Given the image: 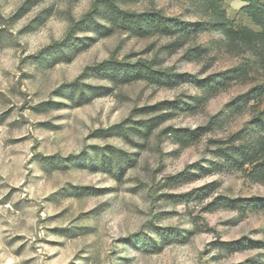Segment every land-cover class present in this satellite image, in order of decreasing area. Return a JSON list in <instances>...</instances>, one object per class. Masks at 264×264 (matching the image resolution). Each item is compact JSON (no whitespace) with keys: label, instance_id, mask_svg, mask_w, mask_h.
I'll use <instances>...</instances> for the list:
<instances>
[{"label":"rangeland","instance_id":"obj_1","mask_svg":"<svg viewBox=\"0 0 264 264\" xmlns=\"http://www.w3.org/2000/svg\"><path fill=\"white\" fill-rule=\"evenodd\" d=\"M121 1L208 19L193 0ZM247 1L220 5L233 26L258 30ZM93 2L0 0V264H264V175L233 159L241 146L264 155V70L213 30L182 42L77 24L78 52L41 53ZM106 59L170 80L87 69ZM245 60L244 80L212 85Z\"/></svg>","mask_w":264,"mask_h":264},{"label":"trees","instance_id":"obj_2","mask_svg":"<svg viewBox=\"0 0 264 264\" xmlns=\"http://www.w3.org/2000/svg\"><path fill=\"white\" fill-rule=\"evenodd\" d=\"M119 1L94 0L90 9L79 20L71 23L65 38L51 46L45 47L41 53L52 46L58 49H69L71 54L78 52L79 43L71 41L75 37L74 28L77 24H89L94 32L101 35L118 30L138 37L153 35L173 36L176 37L177 41L182 42L189 38L191 34L202 30H213L222 34L225 46L229 52L238 54L249 51L258 65L264 70V5L259 0H248L244 8L247 15L258 26V30L247 26H233L226 16L225 10L222 9L220 0H193L197 2L199 12L208 17L206 21L195 23L166 16L158 9H147L144 11L128 10L122 8ZM121 2H124V0ZM96 18L103 20V23H98ZM196 50L200 51L201 48L196 47ZM88 68L98 71L104 78L112 80L121 79L122 82L145 78L159 83L170 80V75L167 73L154 71L149 66L139 62L128 64L114 59H106ZM248 70V62L245 60L238 66L213 74L211 76L212 85H217V88H223L231 81H242L248 76ZM76 83L77 79L69 83L68 86L74 87L75 90H80ZM262 91H264V86H261L260 91L256 94H261ZM82 94L83 91L80 92L79 98H81ZM94 94L95 96H99V93ZM256 122L264 131V112L257 118ZM179 131L182 133H176V136L180 140H187L192 134V132L186 129L176 130V132ZM258 144L263 146L264 139ZM257 153V150L251 149L248 146H241L238 148L237 155L233 159L241 161V164H251L254 171L263 176L264 155H258ZM226 206L237 208L235 205Z\"/></svg>","mask_w":264,"mask_h":264}]
</instances>
